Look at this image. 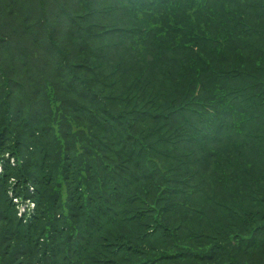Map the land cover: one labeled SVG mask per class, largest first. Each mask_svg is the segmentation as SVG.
Returning <instances> with one entry per match:
<instances>
[{
    "label": "trees",
    "instance_id": "16d2710c",
    "mask_svg": "<svg viewBox=\"0 0 264 264\" xmlns=\"http://www.w3.org/2000/svg\"><path fill=\"white\" fill-rule=\"evenodd\" d=\"M0 264H264V0H0Z\"/></svg>",
    "mask_w": 264,
    "mask_h": 264
}]
</instances>
